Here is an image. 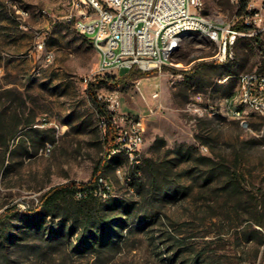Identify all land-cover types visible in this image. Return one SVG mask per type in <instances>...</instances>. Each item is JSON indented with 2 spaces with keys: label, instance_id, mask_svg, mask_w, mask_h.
Listing matches in <instances>:
<instances>
[{
  "label": "rangeland",
  "instance_id": "obj_1",
  "mask_svg": "<svg viewBox=\"0 0 264 264\" xmlns=\"http://www.w3.org/2000/svg\"><path fill=\"white\" fill-rule=\"evenodd\" d=\"M69 6V0H0V264H190L197 255L196 264H251L262 243L252 230L264 209V122L246 111L243 125L226 114L224 99L239 73L262 64L264 32L239 37L232 58L223 62L213 43L187 34L169 65L109 88L97 82L96 53L65 19ZM236 10L230 0H203L202 13L213 19L236 22ZM45 50L53 54L50 61ZM88 78L97 95L116 98L119 112L145 120L139 195L116 173L119 167L131 176L132 165L104 156L102 119L88 100ZM196 94L202 96L197 106L217 113H198ZM49 135L54 141L44 143ZM156 138L164 144L155 146ZM178 144L235 171L236 183L226 184L221 175L205 181L207 165L177 158ZM101 160L109 196L133 203L134 218L116 244L78 253V231L57 239L28 228L27 215L40 213L45 191L86 183ZM140 216L141 229L134 221Z\"/></svg>",
  "mask_w": 264,
  "mask_h": 264
},
{
  "label": "built area",
  "instance_id": "obj_2",
  "mask_svg": "<svg viewBox=\"0 0 264 264\" xmlns=\"http://www.w3.org/2000/svg\"><path fill=\"white\" fill-rule=\"evenodd\" d=\"M238 7L239 0H230ZM69 10L65 19L82 34L97 56L95 73L104 76L112 71L132 69L141 72L160 70L169 65L172 53L187 34H198L216 46L215 57L219 62L232 58V47L239 37L264 32V0H247L245 12L234 16V20L224 21L210 18L202 13L203 0H69ZM28 16L27 10L20 12ZM242 26L241 29L235 27ZM43 49L42 43L36 44ZM52 52L44 51V58L50 61ZM92 81L84 79L85 85ZM110 113L113 129V145L106 157L123 156L132 167L141 164L140 151L144 143L146 123L142 116L122 113L117 110L118 102L113 95H97ZM156 97V94H154ZM202 96L196 94V111L202 115H215L213 106H197ZM224 110L243 125L245 112L256 114L264 122V70L239 73L236 88L224 99ZM51 145L46 144L43 152L49 154ZM139 174V168L135 169ZM117 175L128 184L129 175H123L119 167ZM110 186L102 181L94 195L106 198ZM134 193L133 188H129ZM77 190L75 198L85 197ZM262 237L257 258L251 264H264V222L255 225Z\"/></svg>",
  "mask_w": 264,
  "mask_h": 264
},
{
  "label": "trees",
  "instance_id": "obj_3",
  "mask_svg": "<svg viewBox=\"0 0 264 264\" xmlns=\"http://www.w3.org/2000/svg\"><path fill=\"white\" fill-rule=\"evenodd\" d=\"M247 0H239L236 10V16H241L245 12ZM236 28L241 29L240 24L235 25ZM263 55L262 64L257 71L264 70V46L260 50ZM199 64H194L190 70H195ZM220 65V64H219ZM223 65V64H222ZM188 70V71H190ZM155 71L141 72L138 70H130L120 78H114L113 76L104 75L98 78L97 82L105 84L109 88H116L119 83L126 81L127 79L143 78L151 75ZM186 74V73H185ZM109 77V78H108ZM96 82L94 80L87 82L86 90L88 92V100L97 113L98 117L102 119V126L104 129L103 145L105 149V155L113 145V129L110 125V113L105 108L96 93ZM54 136L49 135L43 140L46 142H53ZM163 140L161 138L155 139V146L162 145ZM175 154L177 158L183 161H195V163H203L208 167V178L205 181L213 179L215 176H224L227 180L226 184L236 183L238 175L235 171L225 167L221 162H215L208 156L194 157L190 152L183 151L181 145H177L175 148ZM118 158L123 156L119 155ZM105 158V157H104ZM115 158V157H112ZM146 163L147 160L144 159ZM104 167V160H101L93 168L91 178L86 183L68 182L61 185L50 187L39 198V212L36 216L27 215V226L29 229L40 231L42 234L47 233L48 238H63L68 235L73 236L76 233V245L74 250L78 253L89 252L103 248L109 243L116 244L117 241L123 236V230L130 225V220L133 219L131 214L133 211V203L131 201L121 199L118 197L107 196L101 198L94 195V191L101 185L102 170ZM136 168H140V165ZM130 176L131 181L129 185L135 187V193L141 190V185L138 182L136 169ZM81 190L86 193L85 197L76 199L75 192ZM8 212V211H7ZM5 213L8 217L12 215L11 210L9 214ZM132 217V218H131ZM48 219L49 222H48ZM57 219L58 222L50 223ZM145 216H140L136 221V225L140 226V229L144 225ZM264 222V209L263 212L254 220L255 225H261ZM259 233V231L252 230V234ZM260 234V233H259ZM253 236H248L246 240H251ZM262 241V237H261ZM198 255L190 262V264H196Z\"/></svg>",
  "mask_w": 264,
  "mask_h": 264
}]
</instances>
